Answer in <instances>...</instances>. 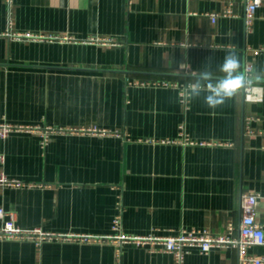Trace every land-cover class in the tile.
<instances>
[{"label":"crops","instance_id":"1","mask_svg":"<svg viewBox=\"0 0 264 264\" xmlns=\"http://www.w3.org/2000/svg\"><path fill=\"white\" fill-rule=\"evenodd\" d=\"M226 7L0 0V123L86 130L52 133L45 146L37 132L0 137V177L26 184L0 185V208L22 229L60 236L0 239V264H174L172 254L106 239L120 202L126 235L238 237L243 194L258 196L264 227V85L261 102L241 91L209 109L202 98L185 108L176 87L131 84L184 85L228 52L253 72L264 67V2L250 27L245 0L213 22ZM189 251L185 264H239L235 248ZM248 253L264 257V245Z\"/></svg>","mask_w":264,"mask_h":264},{"label":"built area","instance_id":"2","mask_svg":"<svg viewBox=\"0 0 264 264\" xmlns=\"http://www.w3.org/2000/svg\"><path fill=\"white\" fill-rule=\"evenodd\" d=\"M227 7L221 13L212 14V21L215 22L219 16H231L234 15L232 7L235 0H225ZM264 0H245V22L248 27L253 24L256 13ZM33 37L35 39H45L44 37ZM66 40L68 38H65ZM247 69L249 72H253V66L248 64ZM134 85H146L152 84L155 86H172L180 90V101L188 108V102H186L182 96V88L184 85H179L176 82L170 81H133ZM245 101L247 102H261L263 100V94L259 87H255L251 91L243 90ZM69 131L71 133L85 132L86 130L78 129H63L52 127H29V126H17L11 124L0 123V137L6 139L13 132H37L42 136V145L45 146L49 143L50 135L52 133H60ZM90 131V130H89ZM95 132V130H92ZM187 143L193 144L189 139H186ZM0 185L3 186H24L20 181L11 180L5 174H1ZM258 202V196L256 194H243L241 198V211L242 220L239 228L238 237L221 236L213 237L207 233L187 231L184 230L176 236H139V235H126L122 232V203H119L120 212L117 214L113 221L114 235L109 236L106 239L115 240L119 246L124 244H134L139 247L147 248L151 253L163 251L165 253L172 254L174 257V264H185L186 256L189 254V248L197 247L202 254H208L215 248H235L239 252V264H264V257L253 256L248 253V250L254 246L264 245V227L256 221V207ZM0 219L3 221L0 228V239L5 240H30L40 245L44 241H50L56 236L44 232L40 228L32 230H25L17 225V216L13 212H6L3 208H0ZM232 231V228H230ZM89 239V237H85ZM120 254V250L118 251Z\"/></svg>","mask_w":264,"mask_h":264},{"label":"clouds","instance_id":"3","mask_svg":"<svg viewBox=\"0 0 264 264\" xmlns=\"http://www.w3.org/2000/svg\"><path fill=\"white\" fill-rule=\"evenodd\" d=\"M200 69L193 74V81L183 86L181 94L186 102L202 98L209 109L226 105L243 90L264 85V67L249 72L245 61L235 52H228L215 70L211 57Z\"/></svg>","mask_w":264,"mask_h":264}]
</instances>
